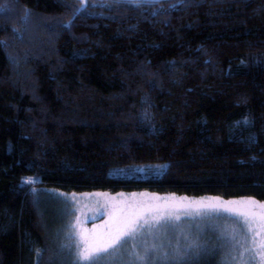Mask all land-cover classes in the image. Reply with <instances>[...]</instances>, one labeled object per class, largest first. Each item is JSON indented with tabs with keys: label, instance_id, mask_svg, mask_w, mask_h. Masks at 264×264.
<instances>
[{
	"label": "trees",
	"instance_id": "trees-1",
	"mask_svg": "<svg viewBox=\"0 0 264 264\" xmlns=\"http://www.w3.org/2000/svg\"><path fill=\"white\" fill-rule=\"evenodd\" d=\"M93 4L0 0V264H74L42 187L264 202V0Z\"/></svg>",
	"mask_w": 264,
	"mask_h": 264
},
{
	"label": "rangeland",
	"instance_id": "rangeland-1",
	"mask_svg": "<svg viewBox=\"0 0 264 264\" xmlns=\"http://www.w3.org/2000/svg\"><path fill=\"white\" fill-rule=\"evenodd\" d=\"M157 165L166 164L114 168L110 174L145 177L159 174ZM38 199L43 201L45 220L53 230V259L76 257V245L83 248L84 242L103 248L102 241L135 221L134 236L94 253L99 256L98 264H129L136 253L143 254L144 241L164 245L168 259L158 264H264V208L260 207L264 202L253 198L190 197L145 190L78 193L42 187L37 189ZM250 200L256 203H247ZM68 244L73 245L71 253L63 247Z\"/></svg>",
	"mask_w": 264,
	"mask_h": 264
},
{
	"label": "snow or ice",
	"instance_id": "snow-or-ice-1",
	"mask_svg": "<svg viewBox=\"0 0 264 264\" xmlns=\"http://www.w3.org/2000/svg\"><path fill=\"white\" fill-rule=\"evenodd\" d=\"M98 2L101 4V6L106 7H112V6H119L122 4H131L135 5L136 7H140L145 0H98ZM159 2V0H157ZM179 4H183L184 0H177ZM76 3L80 5L79 8H75L73 10L72 18L64 24L65 29H70L72 25L74 24L75 20L81 16V14L86 13L88 11V8L90 6H95L93 4V0H76ZM29 14L26 13L25 15V22L27 20V16ZM18 35V34H17ZM18 38L19 37L18 35ZM4 41H0V45H4ZM170 67H175L174 62ZM170 70V69H169ZM243 125H249L251 122L245 118L242 122ZM249 142H254V138H250ZM168 165H157L155 166V172L160 173L164 170H166ZM137 171H142L141 169H137ZM146 171V170H144ZM38 182L37 177H23L21 179V185L22 186H29L34 185ZM32 191L34 192L35 189L33 188ZM247 203L255 204L256 202L254 200L247 201ZM261 208H264V204L260 205ZM227 211V209H225ZM243 215V214H241ZM175 219L179 220L180 217L177 215ZM145 223H147V220H145ZM135 221L128 222L124 228L118 230L116 235L110 237L108 240L102 241L101 243L104 245L103 248H101L99 245H89L87 242H84L83 248L79 246V244L76 245V260L74 264H84V262H87V264H98L99 256L94 255V253H99L101 251H107L109 247H112L114 244L121 241L122 238L128 237V236H134L135 235V227H134ZM127 241H125L126 243ZM64 248H67L69 252L71 253V249L73 245L68 244L64 245ZM191 247V245H189ZM164 245L160 244L157 245L155 243L149 244L147 241H144L143 244V254L136 253L135 254V260L129 261V264H158L160 260H167L168 259V253L163 251ZM40 249H36L37 257L40 256Z\"/></svg>",
	"mask_w": 264,
	"mask_h": 264
}]
</instances>
